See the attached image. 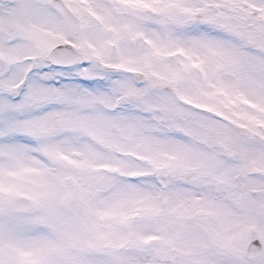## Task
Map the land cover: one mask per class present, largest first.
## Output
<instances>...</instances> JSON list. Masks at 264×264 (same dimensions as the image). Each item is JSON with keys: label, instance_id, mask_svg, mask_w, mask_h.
<instances>
[{"label": "snow or ice", "instance_id": "snow-or-ice-1", "mask_svg": "<svg viewBox=\"0 0 264 264\" xmlns=\"http://www.w3.org/2000/svg\"><path fill=\"white\" fill-rule=\"evenodd\" d=\"M0 264H264V0H0Z\"/></svg>", "mask_w": 264, "mask_h": 264}]
</instances>
